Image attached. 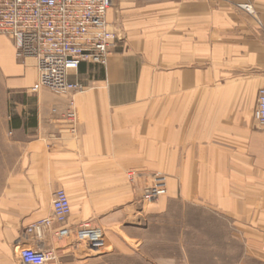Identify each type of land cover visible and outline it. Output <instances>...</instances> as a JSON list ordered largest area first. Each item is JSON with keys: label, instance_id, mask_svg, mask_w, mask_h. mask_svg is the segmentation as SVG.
Masks as SVG:
<instances>
[{"label": "crops", "instance_id": "1", "mask_svg": "<svg viewBox=\"0 0 264 264\" xmlns=\"http://www.w3.org/2000/svg\"><path fill=\"white\" fill-rule=\"evenodd\" d=\"M106 22L116 36L106 66L81 63L69 77L84 88L71 96L74 133L61 118L69 96L31 92L36 61L17 60L0 35L6 129L18 150L0 188V264H22L25 248L55 250V264L101 258L52 231L26 233L52 216L56 190L69 201L67 226L89 222L104 240L145 229L172 202L212 209L264 264V130L252 121L264 89V0H117ZM157 178L164 193L145 202Z\"/></svg>", "mask_w": 264, "mask_h": 264}, {"label": "built area", "instance_id": "2", "mask_svg": "<svg viewBox=\"0 0 264 264\" xmlns=\"http://www.w3.org/2000/svg\"><path fill=\"white\" fill-rule=\"evenodd\" d=\"M116 1L0 0V35L10 38L17 60L36 61L38 83L31 92L43 89L55 96H69L61 118L71 133L78 125L71 96L84 88L69 77L81 63L106 66L116 39L106 22V14ZM238 7L253 15L250 5ZM52 113L56 114L57 110L53 109ZM252 121L256 128L264 130V89L257 92ZM163 193V179L157 178L142 198L152 202ZM51 206L52 216L29 226L27 234L41 238L43 232L52 231L57 240L72 238L77 244H85L90 253H101L105 240L98 228L89 222L75 228L67 226L70 205L63 190L54 192ZM18 258L22 264H55L57 260L53 249L25 248L18 252Z\"/></svg>", "mask_w": 264, "mask_h": 264}, {"label": "rangeland", "instance_id": "3", "mask_svg": "<svg viewBox=\"0 0 264 264\" xmlns=\"http://www.w3.org/2000/svg\"><path fill=\"white\" fill-rule=\"evenodd\" d=\"M6 106L0 79V188L18 152L6 129ZM141 224L146 228H119L111 240L107 237L93 264H262L249 254L236 222L209 208L172 202ZM77 245L80 253L88 250Z\"/></svg>", "mask_w": 264, "mask_h": 264}]
</instances>
